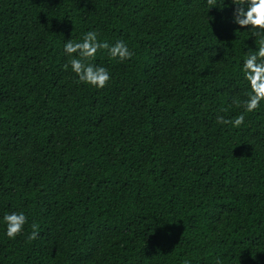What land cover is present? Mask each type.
<instances>
[{
  "label": "trees",
  "instance_id": "trees-1",
  "mask_svg": "<svg viewBox=\"0 0 264 264\" xmlns=\"http://www.w3.org/2000/svg\"><path fill=\"white\" fill-rule=\"evenodd\" d=\"M233 7L0 0V216L40 232L0 230V264H264V110L216 121L242 111L255 48ZM90 29L134 51L98 52L100 90L63 67L64 41Z\"/></svg>",
  "mask_w": 264,
  "mask_h": 264
},
{
  "label": "clouds",
  "instance_id": "clouds-1",
  "mask_svg": "<svg viewBox=\"0 0 264 264\" xmlns=\"http://www.w3.org/2000/svg\"><path fill=\"white\" fill-rule=\"evenodd\" d=\"M220 7L218 0H207L209 9L216 7L223 9L234 6L232 21L240 27L250 26L243 32L253 33L255 48H248L245 57L240 62V72L244 89L242 97H233L232 105L242 109L233 117L217 115L219 124L239 128L245 124L247 114H255L264 110V0H229L228 4ZM256 37H259L258 46ZM106 50L107 56L118 62H125L132 58L134 51L126 41L116 40L109 43L99 38V33L90 29L78 39L64 41L62 53L66 59L63 67L75 75L79 83L97 90L105 88L112 80L110 70L103 65L95 64L98 52ZM28 217L23 211H6L0 216V230L8 240H16L25 236L27 241H33L40 235L36 223H31V231L26 233ZM185 264H189L185 261ZM219 264V261H217Z\"/></svg>",
  "mask_w": 264,
  "mask_h": 264
}]
</instances>
